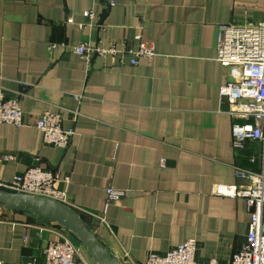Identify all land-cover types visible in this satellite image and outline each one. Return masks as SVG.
I'll use <instances>...</instances> for the list:
<instances>
[{
  "label": "crops",
  "instance_id": "1",
  "mask_svg": "<svg viewBox=\"0 0 264 264\" xmlns=\"http://www.w3.org/2000/svg\"><path fill=\"white\" fill-rule=\"evenodd\" d=\"M263 22L264 0H0V102L16 97L24 115L21 127L0 124V156L16 157L0 163V184L32 167L59 173L66 205L125 264L188 240L199 260L229 262L250 213L214 187H247L237 168L261 174L264 162L261 143L233 146L219 90L240 70L217 61V37L222 24ZM138 35L156 56L137 66L74 51L137 47ZM47 111L74 131L67 149L44 143L36 125ZM110 188L125 196L108 203ZM64 232L0 207V261L45 264L44 249ZM73 242L80 264H95Z\"/></svg>",
  "mask_w": 264,
  "mask_h": 264
},
{
  "label": "built area",
  "instance_id": "2",
  "mask_svg": "<svg viewBox=\"0 0 264 264\" xmlns=\"http://www.w3.org/2000/svg\"><path fill=\"white\" fill-rule=\"evenodd\" d=\"M110 5L113 6L114 3L111 2ZM85 16L93 19L95 14L88 11ZM135 39L138 42L137 47L85 44L76 47L74 51L88 61L94 57L110 56L118 58L121 64L128 60L129 64L137 66L143 58L152 60L156 56L153 46L144 42L139 35ZM217 61L240 70L237 77L219 90L220 98L227 101L229 114L233 119V146L241 151L248 143H261L264 162V22L254 26L220 25ZM62 122V114L51 111L43 113L38 120L36 127L42 132L46 145L62 149L69 147L74 131L65 130ZM0 124L23 126L24 115L16 97L2 98ZM15 158L14 155L0 156V163ZM236 176L251 181V184L247 187L216 185L213 190L215 195L221 197L245 199L250 213L246 241L229 262L221 263L216 259L199 260L196 255V242L188 240L167 253H151L145 264H264V172L251 173L238 167ZM59 181V173L32 167L15 176L11 182L1 183L0 187L6 191L36 195L67 204V192L56 188ZM124 196L123 191L107 189L108 203L119 201ZM43 253L45 264H80L79 248L65 232L57 240L50 241ZM0 264L3 262L0 261Z\"/></svg>",
  "mask_w": 264,
  "mask_h": 264
},
{
  "label": "water",
  "instance_id": "3",
  "mask_svg": "<svg viewBox=\"0 0 264 264\" xmlns=\"http://www.w3.org/2000/svg\"><path fill=\"white\" fill-rule=\"evenodd\" d=\"M0 207L10 213L30 210L41 227L58 224L77 238L95 264H125L106 249L93 228L77 211L66 204L36 195L0 189Z\"/></svg>",
  "mask_w": 264,
  "mask_h": 264
},
{
  "label": "trees",
  "instance_id": "4",
  "mask_svg": "<svg viewBox=\"0 0 264 264\" xmlns=\"http://www.w3.org/2000/svg\"><path fill=\"white\" fill-rule=\"evenodd\" d=\"M241 151H244V150H241ZM240 151V152H241ZM19 213H27V214H29L30 215V217L31 218H33V219H35V221H36V217H35V215L29 210V211H22V212H19ZM81 216H82V218L89 224V221H88V219H87V217L85 216V215H83V214H81V213H79ZM76 240H77V238H76ZM77 242L79 243V244H81L78 240H77Z\"/></svg>",
  "mask_w": 264,
  "mask_h": 264
},
{
  "label": "rangeland",
  "instance_id": "5",
  "mask_svg": "<svg viewBox=\"0 0 264 264\" xmlns=\"http://www.w3.org/2000/svg\"><path fill=\"white\" fill-rule=\"evenodd\" d=\"M67 233H68V235L70 236V238H71L72 240L77 241V240H76V237H75L71 232L67 231ZM77 243H78V242H77Z\"/></svg>",
  "mask_w": 264,
  "mask_h": 264
}]
</instances>
